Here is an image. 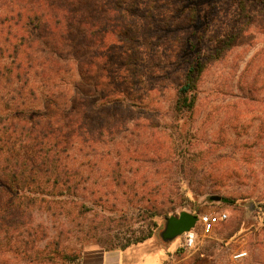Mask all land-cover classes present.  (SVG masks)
Returning a JSON list of instances; mask_svg holds the SVG:
<instances>
[{
	"label": "rangeland",
	"instance_id": "rangeland-1",
	"mask_svg": "<svg viewBox=\"0 0 264 264\" xmlns=\"http://www.w3.org/2000/svg\"><path fill=\"white\" fill-rule=\"evenodd\" d=\"M190 1L133 0L142 74L132 92L141 99L105 111L110 120L98 141L73 138L72 158L82 172L75 176L78 200L63 212L57 207L56 216L31 214L34 234L26 222L29 244L11 264H69L61 256L45 259L52 239L82 261L91 249L131 245L134 264H168L174 253L181 264H264V7L259 0H194L206 68L195 111L173 122ZM147 12L152 44L145 36ZM156 29L166 31L157 35ZM183 211L227 213L228 219L209 235L198 224V249L187 252L176 250L183 236L170 242L161 236L166 220ZM239 253L246 256L236 259Z\"/></svg>",
	"mask_w": 264,
	"mask_h": 264
},
{
	"label": "trees",
	"instance_id": "trees-1",
	"mask_svg": "<svg viewBox=\"0 0 264 264\" xmlns=\"http://www.w3.org/2000/svg\"><path fill=\"white\" fill-rule=\"evenodd\" d=\"M187 4L180 52L186 68L171 102L173 122L195 111L206 68L203 36L196 32L202 13L194 0ZM0 5V264H11L29 244L26 222L29 236L34 234L36 212L56 216L57 209L63 212L78 200L75 176L82 172L72 158L73 138L98 141L110 120L105 111L141 99L132 92L142 74L141 28L133 0H0ZM152 16H143L149 44ZM47 249V260L61 256L82 264L57 239Z\"/></svg>",
	"mask_w": 264,
	"mask_h": 264
},
{
	"label": "built area",
	"instance_id": "built-area-1",
	"mask_svg": "<svg viewBox=\"0 0 264 264\" xmlns=\"http://www.w3.org/2000/svg\"><path fill=\"white\" fill-rule=\"evenodd\" d=\"M228 219L227 213H217L215 215L206 214L204 216H200L199 224L202 227V235H209L212 233L216 227L226 222ZM200 241V235L196 231V229L191 230L188 233L183 235V239L181 244L179 245L180 250H184L187 252L196 251L198 249V243ZM246 256V253H239L236 255V259H242ZM171 264H181L177 261H172Z\"/></svg>",
	"mask_w": 264,
	"mask_h": 264
},
{
	"label": "water",
	"instance_id": "water-1",
	"mask_svg": "<svg viewBox=\"0 0 264 264\" xmlns=\"http://www.w3.org/2000/svg\"><path fill=\"white\" fill-rule=\"evenodd\" d=\"M213 201H221L219 196H213ZM200 217L188 211H183L177 216H171L166 220L165 229L161 236L165 242L173 241L185 233L195 229Z\"/></svg>",
	"mask_w": 264,
	"mask_h": 264
},
{
	"label": "crops",
	"instance_id": "crops-1",
	"mask_svg": "<svg viewBox=\"0 0 264 264\" xmlns=\"http://www.w3.org/2000/svg\"><path fill=\"white\" fill-rule=\"evenodd\" d=\"M182 239L183 237L179 240L176 250L179 249ZM128 250L129 248L124 250L91 249L84 254L82 264H134V260L127 253ZM174 254L170 256L168 264L175 261Z\"/></svg>",
	"mask_w": 264,
	"mask_h": 264
}]
</instances>
